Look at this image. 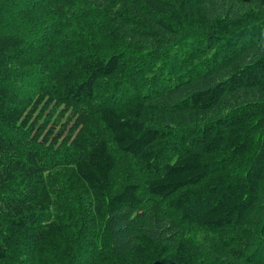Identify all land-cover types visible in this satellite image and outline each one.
Here are the masks:
<instances>
[{
	"label": "trees",
	"instance_id": "obj_1",
	"mask_svg": "<svg viewBox=\"0 0 264 264\" xmlns=\"http://www.w3.org/2000/svg\"><path fill=\"white\" fill-rule=\"evenodd\" d=\"M0 264H264V0H0Z\"/></svg>",
	"mask_w": 264,
	"mask_h": 264
},
{
	"label": "rangeland",
	"instance_id": "obj_2",
	"mask_svg": "<svg viewBox=\"0 0 264 264\" xmlns=\"http://www.w3.org/2000/svg\"><path fill=\"white\" fill-rule=\"evenodd\" d=\"M48 124H49L48 126H50V125H51V123H48ZM69 126H70V125H67V126H66V128H65V130H66V131H68V130H69Z\"/></svg>",
	"mask_w": 264,
	"mask_h": 264
},
{
	"label": "bare ground",
	"instance_id": "obj_3",
	"mask_svg": "<svg viewBox=\"0 0 264 264\" xmlns=\"http://www.w3.org/2000/svg\"><path fill=\"white\" fill-rule=\"evenodd\" d=\"M210 64V63H209Z\"/></svg>",
	"mask_w": 264,
	"mask_h": 264
}]
</instances>
